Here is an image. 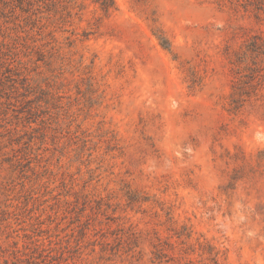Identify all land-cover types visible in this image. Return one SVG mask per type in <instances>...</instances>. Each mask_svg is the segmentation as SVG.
<instances>
[{
	"label": "rangeland",
	"instance_id": "obj_1",
	"mask_svg": "<svg viewBox=\"0 0 264 264\" xmlns=\"http://www.w3.org/2000/svg\"><path fill=\"white\" fill-rule=\"evenodd\" d=\"M102 3L0 0V264H264V0Z\"/></svg>",
	"mask_w": 264,
	"mask_h": 264
},
{
	"label": "trees",
	"instance_id": "obj_2",
	"mask_svg": "<svg viewBox=\"0 0 264 264\" xmlns=\"http://www.w3.org/2000/svg\"><path fill=\"white\" fill-rule=\"evenodd\" d=\"M104 3H102V7L105 11H108L110 8V5L112 2L114 3V0H103ZM156 38L159 40L160 44L164 49L171 52V46L168 42V40L165 38V36L162 33H155Z\"/></svg>",
	"mask_w": 264,
	"mask_h": 264
}]
</instances>
